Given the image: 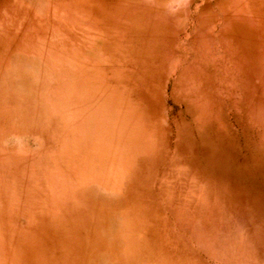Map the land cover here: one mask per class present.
I'll return each instance as SVG.
<instances>
[{
	"label": "rangeland",
	"instance_id": "rangeland-1",
	"mask_svg": "<svg viewBox=\"0 0 264 264\" xmlns=\"http://www.w3.org/2000/svg\"><path fill=\"white\" fill-rule=\"evenodd\" d=\"M0 264H264V0H0Z\"/></svg>",
	"mask_w": 264,
	"mask_h": 264
}]
</instances>
